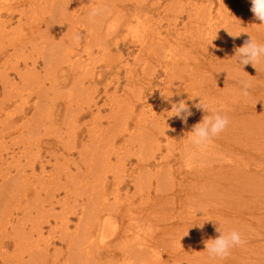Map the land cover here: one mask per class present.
Here are the masks:
<instances>
[{
    "label": "rangeland",
    "instance_id": "rangeland-1",
    "mask_svg": "<svg viewBox=\"0 0 264 264\" xmlns=\"http://www.w3.org/2000/svg\"><path fill=\"white\" fill-rule=\"evenodd\" d=\"M81 1L74 0L75 3L73 4L75 6L71 5L69 6L70 8H66L67 10L70 9L69 13L71 12L70 14H72L74 18L76 16H74L73 13L78 15L79 13L83 14L86 11L85 14L87 15V13L89 12L88 9H91L92 8L91 6H93L96 2V0H86V1L81 0ZM111 1L109 0V2ZM116 2H117L116 4L120 5L119 6V9L121 11L120 15L116 13L110 14L112 16L107 18V20L105 19L104 16L100 17L102 20H104V25L106 23L109 24L114 21H117V23H115L116 28H115V31L113 32L114 34L106 35V34H102L101 31H99L98 38L101 42H104V44L102 43L101 46L99 45L94 46L92 54L91 55L89 54L88 56L87 54H85V49L83 48L86 46V42H89L91 39L92 40L94 39V36L96 34L93 31V29H96L95 26L91 28L92 31H88V29L84 28L83 25L78 24L81 30L80 28H76L77 31H80L76 34H79L80 40L79 42L75 43L74 46L72 45L73 41L71 39L70 41L72 43L71 45H67L68 43L64 42V44L62 45L63 46L62 48L61 46L56 48L57 47L55 44L56 42L62 41V40L66 41L68 38H70V36L67 35L68 31H65V29H63V32L61 31L56 32V34H58V37H57L58 41H56L57 38L56 40L54 39L55 37L53 36H55L54 35L55 33L52 31L47 32L45 35L41 37L37 36V33H34V35H36L35 37L36 39L32 41L34 44L32 43L29 47V43H28L25 46V49H18V50L16 49L15 51L14 49L15 47L13 45H11L10 47V43L7 41V39L15 37L13 34L15 33L13 32V28L16 23L15 20L18 18V14H19L18 11L20 12V7L18 6L16 7L14 6V4H12L11 10H13V12L15 11L18 14L13 15V20L9 23L7 21H6L7 23L3 22L5 18L8 17V14L5 12L0 14V21L4 23L3 25L5 26V30L8 33L7 34L6 32L1 31L3 34V38H6V39L4 40L0 36L4 44L3 46L4 48L2 49L3 51H0V74H3V73L10 74L9 83L8 81H6L5 84H7V86H10V85L13 86L12 88H7V90H10L9 93L11 94V98H14L16 100L15 104L13 102L14 99L10 102L11 106H9L8 109H6L5 107V111L8 110L9 112L13 113V118H10L7 115H5L3 110L0 111V120H1L0 122L3 121L2 122L3 124L0 123V132H1L0 133V153H1L0 158L2 157V159H0V164L2 163L1 160L4 163L0 167V169L2 168L0 173L3 172L2 175L5 174L4 172H10L12 175L14 174L15 175L14 181L15 183H18V185L16 184V187H15V190L18 187L17 189L18 191L16 190V192H14L16 198L12 199L11 202L9 198L8 199L6 197L4 198L6 200L5 202L10 205H12L16 201L13 207L10 206V208L13 209V210L10 209L11 214L9 213V209L6 210L5 214H10V216H6L4 214L3 217L0 215V218L3 219L7 217L6 219H11V221L13 220V223H14L13 226H15L14 229L17 228V230H22V232L26 234L29 232L31 236L30 239H25L24 244L22 243L18 244L17 250L19 252H17L14 256H11V254L13 255L14 253L13 252L14 245L12 242L13 240L11 239L9 240V238L13 236V233L10 231L14 229L6 225V229L8 230V232L4 234H8L10 232L9 234L11 236L8 234L10 237L7 236L3 238L4 247H1V244H0V247H1L0 252H3L4 250L5 255L7 254V256L4 258L3 256L4 254L0 253V264H79V261H81V257H82V254L80 252L82 250V247L87 243L88 241L87 239L89 238L87 237L88 236L87 234L89 231L86 232L87 233L86 234L87 236H86L82 228L84 227L86 229V230L84 229L85 231H87L88 229L89 230L91 229L90 216L87 215L90 218V220L85 215H84V218L86 221L81 220V219L78 220L77 215L73 214L68 209H63L61 206H58L54 203L47 205V200L51 198V196L53 195L52 194V190H53L52 185H54L53 180L55 179L57 182L60 179V182H61L60 184H63L65 182L64 184H66L67 186L68 185L71 186L70 182L72 181L71 179L73 178L71 177L69 179V177L72 174L75 177L76 181L79 182L80 185H82L81 188L82 189L84 188L83 190H86V189L89 190V189L94 188V190H91L92 194L99 195L100 197V198L95 197L96 200L104 199V197H105V201L109 203L111 200L113 201L115 197L118 199L122 198L121 200L123 199L130 200V201L127 200L128 202H123L122 204H120L121 207H120L119 214L116 215V218L118 220V222L115 223V226L117 228V236L112 241L113 243L112 245L115 251L112 250L113 248H106V249L104 248L102 249L100 253H96L91 256L88 255L89 253L88 251V253L86 254L88 255V257L84 256L85 254L83 253L82 259H86L85 257H87L88 259L87 264H100V263L107 264V262L108 264L109 263L111 264L112 262L110 261L112 260H109V258L107 257H118V256L122 257L121 254H125L131 257V255L129 254L130 248L137 246L136 245L137 242H135L137 240L135 239H138L139 241L138 244L141 243L139 244V246L146 242L144 245H142V247L140 246V249H141L140 252H141V256L147 259V263H144L141 261L140 264H211V262L212 264H229L227 263L228 258H234L235 260H237L236 261L237 264H264V253H262V249L264 248V225H263L264 215L262 219L263 231L259 235L256 234V236H252L247 239L245 236H243L245 241L247 240L246 243L243 246L238 247L237 250H235V248L232 249L230 255L227 256L226 258L224 259L215 258L214 259V258H211L210 256L207 257L208 255L205 249V241L209 239H215L217 237L216 234L218 236L220 235L217 229L221 233L226 234L230 230H233L234 227H235L234 228L235 230L238 227L239 229L237 228V230L240 231L242 227L251 228L253 224H254L253 226L256 225V219H257L258 214L264 213V203L263 205L260 203V202H264V200L263 198L260 197L261 195H255V188H254V191L249 192V194L248 192L243 193L241 197H240L241 191L239 192L236 191V193L231 192V191H228L226 187L222 188L223 192L221 190L220 191L216 190V191H212V193H209L210 187L217 188L218 183L216 179L213 178L214 181L211 184H209V182L211 181L209 179L207 181L208 184L207 183L205 184V182L204 183L202 181L200 182V180L196 178V180L191 179L188 185L196 181L197 184H194V185L196 187L198 186V188L191 190L192 192L191 191L189 192L188 188L178 185L180 182V179L177 176H175V174L172 177V180L170 181L167 178L164 170L161 169L160 171H158L159 166L156 164L157 162L159 163V159H161L162 156L168 150H169V154L170 155L172 154L169 158L171 160L169 161L172 162L173 159L175 160L179 159V161L174 160V162H176L177 164L174 163L175 167L173 166V168H176L177 165H182V167L183 166L190 167L191 160L188 158V154L191 152H198V153L203 152V154H205V152H207V149H208V151L212 153L208 157L210 158L208 161H212L214 165L217 163H215L212 160V158H215L214 156H218L217 149L221 151L223 150L225 156L227 157L226 151L224 150V148H226L227 145H224V142L221 141V138L222 140H225L223 139L224 137H221L220 135L217 136L216 138H214L215 140L211 142L213 144H209L206 148L200 149L202 150L200 151L199 149H197L195 146H193L190 143V136H191L190 130H192L191 128L195 124L202 121L203 119L202 116L211 115L212 113H209V112H212V111L210 110L215 109L217 111L218 109V112L220 113L221 112L220 110L224 106L223 103H231L233 100L237 99L238 95H233L232 89L231 91L230 89H226V86L224 84L220 86L216 83H211V82L207 84L208 86L213 87L212 89L213 91L210 92L208 88L206 89V85L203 84L204 81L202 79L193 78V76H191L192 69H196L198 72H200L199 70H201L200 68L198 69V67L195 68L196 62H198V60H196L195 58L191 60L192 62L194 60L195 65L190 62L185 63L179 58L176 61H174L172 65L170 66H165L164 63L167 61L171 62L167 60L168 54H170V51L171 52L177 51V48H182L186 50L185 35L188 32L192 33V39L194 40V43L197 41L200 33L195 30L194 26H196V24L194 22L192 24L188 23L187 21L188 17L192 15V18L194 17L193 20L197 21L198 19H196V17L198 18V16H200L203 12L205 13L207 12V15L208 14L210 15V17H208V21H207L208 23H212L218 20L221 21L220 34H218L217 31L215 32V34L211 30H208V31L210 32V34L212 32L213 33L212 35L218 34L219 40L217 41L222 40V38L224 37L225 40L223 41H225L226 43L223 45L220 42L216 44H209L210 43L209 39H211L210 37H208V39L206 40L205 43L208 47L207 58H206L208 70L205 76H207L208 74L207 76L208 80H210L211 77H214L216 79L220 78L222 81L230 82V83H236L237 79H235V77L238 78V77L243 76V78H239L241 80H244L250 77V75L255 71L254 70L255 68L251 64L244 65V66H242L241 64H238L236 54L233 55V58H232V55L230 54L231 53L234 54V53L231 52L232 50H227L229 47H227L226 49L225 45H227V42L228 43L231 42V44H235L236 49H238L239 47L243 46L244 42L250 39V37L252 39L254 38V41L258 42V33L256 31L251 32L247 28L248 26L245 24V21L249 22L248 19L250 18L252 14V12L250 11L251 0H122V1L116 0ZM2 3L3 4H6V3H4L3 0L2 1L0 0V5L4 8V5H2ZM113 3H115V0H113L109 4H113ZM108 6L111 7V5H108ZM108 6H104V8L106 7L108 10V8H110ZM48 8H51V7H48ZM48 8H47V11L51 12V9H48ZM73 9H75V11ZM49 12L46 14L49 15L50 14ZM80 14L78 16H80ZM39 15H43V13ZM79 18L80 17H77L76 20H78ZM87 21L90 22V20H87ZM92 24L95 25V23L93 22ZM9 28H11L12 31H10ZM255 34L256 36L254 37ZM63 35L66 38H64ZM102 35H104L106 38L102 37ZM31 36L33 37L32 34ZM233 36L240 37L242 39V42L234 43ZM187 37L186 39H188ZM43 38L45 39L44 41H43ZM23 39H25V37H23ZM138 41H140V43ZM180 42H183L184 45L181 46ZM262 42L263 41H259V43H262ZM48 44L50 45L48 52L53 49L54 51L48 54L50 56H47L46 62H45L41 57L43 56L44 53H46V49L44 46H48ZM196 45L197 44H193L192 47H195ZM70 46H71V49H70ZM64 47L66 48L68 47V50L70 52V54L68 55L69 59H65L62 56H60L59 50L63 49ZM38 48L40 49V51ZM216 49H218L217 52H216ZM212 50L214 51L215 55L224 58L227 65H229L228 68H226V64L224 63H223L224 66L222 67H219V66L216 67L214 64H212L211 59H213V56H214V53H212ZM224 50L226 52H224ZM227 51H229L230 53ZM52 53H54L53 56L51 55ZM164 53H167V54H164ZM181 53L184 54V50L181 51ZM192 54H198V53L192 52ZM164 57H166L167 59ZM50 58L51 59L54 58V60L57 59L58 61L59 60L60 61L59 62L57 61L54 64L53 62L54 60L53 59L50 60ZM232 59L235 60L236 62H233V64H230L233 61ZM24 61L26 62L27 68H32L35 65L34 73H37L38 78L35 77V80L33 78H28L26 81L23 80L24 85L23 84L21 85V84H17L19 80L17 76L13 74L14 72L12 68L16 67V65L17 66L19 65V67L23 69ZM62 61L65 64L66 63L68 64L65 65L64 63H62L63 64L62 65L61 64ZM83 61L87 62V64H84L85 62ZM33 62H35V64L31 65ZM48 62L50 63L52 62V63L50 64ZM71 64H74V67L76 66L75 69L76 68L78 69L79 67V70H80L78 72L80 73L81 81L78 82V84L76 85L72 84L73 83L72 80L76 81V79L75 78L73 79V76H74L73 72L69 70V67L71 66ZM88 64L90 67L88 66ZM48 65L49 66L51 65L52 67H49ZM109 66H111V68ZM45 67H47L48 69ZM204 67H206V64ZM27 68H25L26 72H27ZM55 68L56 70H54ZM89 72L91 75H93L92 73L98 74L101 72L102 77L101 79L98 80V82L91 81L88 76ZM189 72H191L190 76L187 75ZM82 74H84V76ZM222 74L225 77L224 76L220 77L222 76ZM45 75H48V78ZM230 77L232 78L233 81L229 80ZM200 78H203V76L201 75ZM182 80H186L185 83H180V81ZM151 81L153 82L151 83ZM263 81H264V77H263ZM186 83L189 85L188 87L185 85ZM79 84L82 85V87L86 88L87 90L85 91V93L81 92V95H79L80 93ZM1 85L2 84L0 83V99L2 98ZM54 87H57L58 90ZM38 88L40 89V91L38 90ZM182 89H186V90L182 91ZM199 89L200 90L202 89V90L200 91ZM236 91L238 94H240V91L238 89H236ZM19 92L22 94H20ZM215 92H218V93H215ZM157 93H159L158 97L155 96ZM38 94L41 96H39ZM195 96L197 99L194 100ZM240 97H241V94H240ZM62 98L64 99V101ZM256 98H259V97H256ZM67 99H69L71 103ZM87 99L88 100L91 99L92 101L87 103L88 102ZM247 99L250 100V97H248ZM86 100L87 102H85ZM180 100L185 101V103L188 105L189 110L193 113L187 119L186 124L179 117L175 116L174 113L171 111L172 104L178 103ZM40 101L41 102L44 101V102L41 103ZM20 102H23V105L19 106L20 108L18 111L16 107H18L17 105ZM24 102L25 103L27 102V104H25ZM251 102L254 104L253 106L257 107V109L264 110V105H261V102H257L254 99H252ZM75 103H77V105ZM199 103L207 106V108L210 110L206 112L202 108L198 109L196 105H198ZM36 104L42 105L43 108L38 107V105ZM68 104L73 105L74 111H70L65 108ZM78 104L82 105V107L79 108ZM35 105H36L35 109L37 111L34 109ZM10 109H12L13 111H11ZM65 111H66V114H64ZM14 112L22 113L23 118H20L21 114L17 115V114H14ZM74 112H77L78 114ZM111 112L112 113L114 112V113L112 114ZM47 113L49 114V116H45ZM6 119L7 121H5ZM27 124H28V127H27ZM94 124H98V126H95ZM189 124L191 127L188 126ZM23 127L25 128L23 129ZM15 128H18L19 132L21 131L22 135L25 134L26 136H20L19 138H17L18 133L17 134L12 133L13 131H15ZM94 129L96 130V132H93ZM105 130H107V132ZM259 130L260 129L258 130L255 129L252 131V129H249V130L242 131V128H241L240 133L242 134L244 132L245 133H244V136L242 134L240 136H236L238 137V140H239L237 144L235 143L236 146L238 147V145L240 144L243 146V144L245 143L244 142L242 143V141L240 140H246L247 136L248 137L252 136L253 140L256 141L259 135L257 131ZM262 130L263 129H261V131ZM260 135L263 136L264 132L261 133ZM36 136L37 138H35ZM38 136L40 137V140H38L39 139ZM255 136H256V139H255ZM72 138L76 141L75 143L73 142L74 145H72L71 147L72 141H74ZM100 139L102 142L100 141ZM27 140H29V142ZM216 140H218L221 143H217L218 141ZM33 142L34 144H32ZM67 142H71V143H67ZM109 142L111 143L113 142L112 144H114L113 150H116L114 154L112 150H110L112 148L110 147L109 144L111 143ZM258 142H259V146H262V147L264 146V139H261ZM65 145H67L68 147H65ZM241 145H240V148H243L241 147ZM33 146H35L36 148ZM73 146H74V149H73ZM88 147L91 150H88L89 149ZM189 148L192 150H190ZM68 150L71 153H69ZM104 151L108 153H112L113 155L109 158L106 164H101L102 158L96 155L101 156L103 155L102 153H104ZM249 151L251 150H247V152ZM256 151L252 149V152L253 153L255 152L254 154H251V155L250 153L243 154L244 157L247 158L248 156L250 158V159H245V161L248 160L247 164L244 165V160L242 159L243 158L242 155H241L242 158H240L241 160L239 159V162L237 164L240 165L241 168L244 167L245 169H249V170L253 168L257 170L259 166H256V165H259L258 162L261 161L260 155L262 154L264 155L263 153L264 151H260V152H258L259 150H256ZM87 152L89 153L87 154ZM180 153H183V154H180ZM235 153L236 155L233 154L229 158L237 157L238 156L237 151H235ZM38 154H39V157H37ZM89 154H91V156H89ZM92 155L94 156L92 157ZM11 156H14V157H11ZM152 156L154 160L150 158ZM96 158H101V160L97 161ZM117 158L119 160H117ZM139 159H143V160L149 159L148 163L152 164V166H146V169H145L146 174L136 170L137 167H135V165L137 163V160ZM227 159L219 161V164L228 163ZM125 161L128 162V164L125 163ZM201 161H205V160L203 158H200L198 162H201ZM21 162H22V165L20 164ZM97 162L100 163V166L98 165ZM198 162L195 161V163H198ZM89 163H95V164L97 163V164L96 165L93 164L92 167H89L88 166ZM120 163H122L123 166ZM30 164H33L34 167ZM27 165L31 169L27 168ZM93 168L103 171L104 176L106 175L105 173H107L106 179L104 180L106 184L103 187L104 190L102 189L104 192H101L102 190L97 191L98 188L95 189V184H97L99 181H103V179H101L103 178L102 177L103 175H101V173H100L101 176L97 174L94 175L93 173L92 175L90 172H92L91 169L94 171ZM81 171L83 175L85 174L84 176L81 175L82 174ZM240 172L242 173V170H240ZM260 174H262V172L259 173V175ZM75 175L77 176V178ZM89 176H91L92 179ZM97 178H100V179L98 180ZM122 179L125 181L123 183L125 187L120 186V189L117 193L118 195H116L114 186H116L117 182L119 183V180H122ZM145 179H148L144 186L145 188H139L138 185L137 187H133L132 183H134V181L140 184L139 182H142ZM186 179L188 180V178ZM26 180L28 182L31 181V183L33 182V185H32V190H30L28 195L24 197L23 195L25 192L24 190L25 186L23 185H25V183L27 182ZM84 180H85V183H84ZM89 181L90 182L92 181V183H90ZM199 183L200 184L203 183V184L200 185ZM89 185H91L92 188ZM140 185L141 187H143L142 184ZM199 188L201 190H199ZM135 189L137 191H135ZM64 191H65L64 189L59 190L56 198H58V196L63 197ZM229 192L232 194L230 195ZM69 193H70L69 194L70 197L69 199L66 200V202L70 204H75V201H73L74 196L71 194V191ZM190 193L192 194V196ZM216 193H219V194H216ZM177 194L178 196L181 197V200L177 198L176 196ZM35 195L37 196L35 197ZM101 195L103 197H101ZM34 197L35 198L38 197V198L35 199ZM172 197L174 199H172ZM243 197H246V199ZM239 198H241V201H238ZM43 199L45 200V203ZM185 199L186 200L188 199L187 200L188 202L185 201ZM250 199H251V202H250ZM75 200H78L79 202H81V200L86 201L87 197L80 198L79 196ZM255 201L257 204L255 203ZM191 202L192 203L195 202V205L192 204ZM223 202L224 203L226 202V203L224 204ZM38 203L39 204L43 203L44 205H42L39 208ZM219 203H222V204H219ZM28 205L29 206L32 205L29 208V210L25 209V207ZM255 207L256 208L260 207L263 210L254 212ZM117 208L115 209V207H113L114 214L117 212ZM80 209H81V206H78V211H81ZM126 210H127V213H126ZM233 210H234V213H233ZM224 212L225 214H223ZM230 213H232L233 216ZM133 214L135 215V217L132 216ZM60 215H62V217ZM65 215L67 216L71 215L70 216L71 222L69 223L68 228L65 229L66 231L65 230L63 231V228L60 227L62 226L60 222L62 218L65 217ZM157 215H159L158 217L160 218L163 217V218L160 219L157 217ZM178 215L180 216V218ZM238 215L240 216L239 218H238ZM252 215H253V219L251 223L250 217H252ZM120 216H125L124 217L125 221L123 223L124 225L120 223V219H119ZM214 216L219 218L221 222L219 221L216 222V220L214 221L212 219ZM225 216H227L228 218ZM230 216H232V218ZM19 217H20V220H19ZM234 217L235 218L237 217V219H235ZM173 218L175 219L177 218V219L174 220ZM2 219L0 220L2 221ZM208 219L210 222L213 220L212 221L213 224L210 222H206V223L202 222V220L206 221ZM40 221H42V223H40ZM80 222H82L81 225H80ZM214 223L215 225L216 224L217 225L215 226ZM130 224H131V227H128V225ZM224 224H225V227H223ZM211 225L213 228L211 227ZM123 226L129 231V232L127 230H126L127 232L125 231V234L126 233L127 234H126V237H124L125 240L123 239V242L126 241V239H129L130 242L127 240L125 243H123L121 239L118 237L122 233V230H124ZM38 227L41 228L42 230L41 233L43 235L36 234ZM53 227H56V228H53ZM120 228L121 229L123 228V229L120 230ZM52 232H55V233H53L52 235ZM137 232L139 233V235ZM0 233H2L1 230H0ZM62 233L66 235L63 236L61 235ZM134 233L137 237L133 236ZM95 234L96 233L94 232V235ZM59 236H63L64 239L59 238ZM131 236H133V240L135 241L131 240L132 239ZM24 238H27V237H24ZM90 240L91 239L89 238V242H91ZM95 240L98 241V237H96ZM45 241L49 242L48 244L50 247L48 246L46 248L47 251L42 252L43 255L46 254V256H43L41 253H39V248L45 247L42 245V244H45L44 243ZM131 241L136 244L132 243L133 244L132 245ZM251 241H253L254 243ZM72 245L75 246V248ZM77 245H81V247ZM126 245L127 246L129 245V246L127 247ZM251 246L252 247L254 246L253 249L250 248ZM124 248L127 250H125ZM76 249L77 250L79 249V250L77 251ZM249 249L250 250L252 249L251 252L249 251ZM67 250H68V253H67ZM73 251L76 255L73 253ZM237 252L239 254H237ZM1 254L3 255L1 256ZM191 254L193 256H191ZM177 255L185 256V257H177L178 260H175V257ZM247 255L249 256L247 257ZM90 257H92L93 259ZM67 258L69 260H67ZM130 261L132 262V264H135L134 263L135 261H133L132 259H130ZM115 264H121V263L119 262Z\"/></svg>",
    "mask_w": 264,
    "mask_h": 264
},
{
    "label": "bare ground",
    "instance_id": "bare-ground-1",
    "mask_svg": "<svg viewBox=\"0 0 264 264\" xmlns=\"http://www.w3.org/2000/svg\"><path fill=\"white\" fill-rule=\"evenodd\" d=\"M2 1V0H1ZM4 1V3H6V4H3L2 3V5H4V8L0 5V14L1 13H3V12H5V13H7L8 14V17H6L5 18V20L3 21L4 23H9V22H11L12 20H13V15H15V14H18V18L15 20V26H14V28H13V32H15V33H13L14 34V36L15 37H13V38H9V39H7V41L10 43V47H11V45H13L15 48V51H16V49L18 50V49H25V46L29 43V47H30V45L33 43L32 41L33 40H35L36 38V35H34V33H37V36H43V35H45L47 32H49V31H52V32H54L55 34V36H53V37H55L54 39L56 40V38L58 37V34H56V32H59V31H61V32H63V29H65V31H68V36H70V38H68L66 41H58V38H57V40L56 41H58V42H56L55 44H56V48H58L59 46H61V48L63 47L62 45L64 44V42H67L68 44L67 45H71L72 43L70 42L71 41V39H72V41H73V46H74V44L75 43H77V41L75 40V36L77 35L76 33H78V32H80V31H77V29L76 28H80L79 26H78V24H80V25H83V27L84 28H86V29H88V31H92V27L93 26H95L96 27V29H93V31L95 32V36H94V39L92 40H90L89 42H86V46L83 48V49H85V54H87V56L90 54H92V52H93V47L94 46H96V45H99V46H101L102 45V43L104 44V42H101L100 40H99V38H98V33H99V31H101V33L102 34H106V35H110V34H114L113 32L115 31H112V32H109L107 29H108V25L109 24H112V23H106L105 25H104V20H102L100 17H98V19L97 18H95L94 20H90L89 19V16H88V13H87V15L85 14L86 13V11L81 15L80 13V16H78L77 14H75V13H73V15L74 16H76L75 18L72 16V14H70L69 13V10L70 9H66V8H70L69 6H75L73 3H75L74 2V0H38V1H36V0H3ZM10 1V2H9ZM81 1V0H80ZM86 1V0H85ZM111 1V0H110ZM113 1V0H112ZM111 1V2H112ZM122 1V0H121ZM81 2H83V1H81ZM103 2V3H102ZM111 2H109V0H101V1H99V0H96V2H95V4L93 5V6H91L92 8L93 7H96V6H108V5H111V7L110 6H108V7H110V8H108V10H107V13H106V15H104V17H105V19L107 20V18H109L110 16H112V15H110V14H113V13H116V14H119L120 15V9H119V4H116L117 2H116V0H115V3H113V4H109V3H111ZM80 3V2H79ZM143 3V2H142ZM12 4H14V6H18V7H20V12L18 11V13H16L15 11V13L13 12V10H11V8H12ZM85 4V3H84ZM88 4V3H87ZM91 5V4H90ZM48 7H51V8H48ZM47 8L48 9H51V12H49V11H47ZM76 8V7H75ZM86 8V7H85ZM84 8V9H85ZM90 8V7H89ZM106 8V7H105ZM121 8V7H120ZM140 8V7H139ZM79 9H81V8H79ZM82 9H83V7H82ZM88 9V8H87ZM107 9V8H106ZM74 11H75V9H73ZM77 10H78V8H77ZM88 10H90V9H88ZM74 11H72V12H74ZM84 11V10H83ZM50 13L49 15L48 14H46V13ZM80 12H81V10H80ZM43 13V15H39V14H42ZM134 13V12H133ZM191 14V13H190ZM83 15H85V16H83ZM77 17H80L78 20H76L77 19ZM103 17V18H104ZM208 17H210V15L208 14L207 15V12L205 13V12H203L200 16H198V18L196 17V19H198L197 21H195V20H193V18H192V15H190L189 17H188V19H187V21H188V23H190V24H192L193 22L196 24V26H194L195 27V30L197 31V32H199L200 33V35H199V37H198V39H197V41L194 43V40L192 39V33H187L186 31V35H185V45H186V50L185 49H182V48H177V51H170V54H168V59L166 58V57H164V58H166L167 60H169V61H171V62H165L164 64H165V66H170V65H172V63L174 62V61H176L178 58L179 59H181L183 62H185V63H193L194 65H195V62H194V60H193V62L191 61L192 59H196V60H198V62H196V66H195V68H197L198 67V69L200 68L201 70H199L200 72H198L196 69H192V75L191 76H193V78H199V79H202L204 82H203V84L204 85H206V89L208 88V90L211 92V91H213L212 89H213V87L212 86H208L207 84L209 83V82H211V83H216V84H218V85H222V84H224L225 86H226V89H230V91H231V89H232V94L233 95H238V97H237V99H235V100H233L231 103H223L224 104V106H223V108L220 110L221 112H220V114L221 115H226V116H228V118H229V120H230V124H229V126L227 127V129L224 131V132H222L221 134H220V136L221 137H224L223 139H225V140H222V138H221V141H223L224 142V145H227L226 146V148H224V150L226 151V155H227V157L225 156V154H224V151L222 150H219V149H217V152H218V156H214L215 158H212V160L215 162V163H217V164H215L214 165V163L212 162V161H208L210 158H208L212 153L210 152V151H208V149H207V152H205V154H203V152L201 153V152H191V153H189L188 154V158L191 160V164H190V167H185V166H183L182 167V165H177L176 166V168H173V166H174V163H176V162H174V160L175 159H173L172 160V162L171 161H169V160H171V159H169L170 158V156L172 155H170L169 154V150L168 151H166V153L162 156V158L161 159H159V163L157 162L156 164L159 166V168H158V171H160L161 169L162 170H164V172H165V174H166V176H167V178L171 181L172 180V177L174 176V174H175V176H177L179 179H180V182H179V186H184V187H186V188H188L189 189V192L191 191V190H194V189H196V188H198V186L196 187L194 184H197L196 183V181L195 182H193L192 184H190V185H188L189 184V182L191 181V179H194V180H196V178H198L199 180H200V182L202 181L203 183L205 182V184L207 183V181L210 179L211 181L209 182V184H211L213 181H214V179L213 178H215L216 179V181H217V183H218V185H217V188H215V187H210L209 188V193H212V191H216V190H221L222 192H223V190H222V188H225L226 187V189L228 190V191H231V192H235L236 193V191L237 192H239V191H241L240 193V197L243 195V193H245V192H248V194H249V192H252V191H254V188H255V195H261L260 197L261 198H263V200H264V155L262 154V155H260L261 156V158H260V162H258L259 163V165H256V166H259V168L256 170V169H251V170H249V169H245L244 167L243 168H241V166L240 165H238L237 163L239 162V159L240 158H242V156H243V154H247V153H250V155L251 154H254L253 152H252V149L253 150H259L258 152H260V151H264V146L262 147V146H259V142L258 141H260L261 139H264V135L262 136V135H260L261 133H263L264 131V110L263 109H257V107L256 106H253L254 104L251 102L252 101V99H254V100H256L257 102H261V105H264V81H263V77H264V60H262L258 65H256L255 66V71L250 75V77H248V78H246V79H244V80H241V79H239V78H243V76L242 77H235V79H237L236 80V83H230V82H224V81H222L220 78H214V77H209L210 78V80H208V74H207V76H205L206 75V73H207V70H208V67H207V51H208V47H207V45H206V40L208 39V37H210L211 39H209V44H216V43H218V42H220L222 45L223 44H225L226 42L225 41H223V40H225V38L223 37L222 38V40H220V41H217V40H219L218 39V34H220V32H221V29H220V27H221V21H215V22H212V23H208L207 21H208ZM112 18V17H111ZM126 19V18H125ZM87 20H90V22H91V24H90V22H88ZM7 21V22H6ZM125 21V20H124ZM128 21V20H127ZM199 21V22H198ZM248 21L249 22H247V21H245V24L248 26L247 28L251 31V32H257L258 33V43H259V41H263L262 43H264V26L263 25H259L260 23H262L261 21H259L258 19H256L255 17H254V14L252 13L251 14V16H250V18L248 19ZM92 22L93 23H95V25H93L92 24ZM103 22V23H102ZM115 23H117V21H114ZM4 23H2V21H0V36L3 38V34H2V32L1 31H3V32H6V30H5V26L3 25ZM126 25V24H125ZM190 26V25H189ZM213 26V27H212ZM82 27V28H83ZM116 28V27H115ZM10 29V31H12L11 30V28H9ZM76 29V30H75ZM80 30H81V28H80ZM208 30H211L214 34H215V32L217 31V33L218 34H216V35H212L213 33L211 32V34H210V32L208 31ZM10 31H8V32H10ZM189 31V30H188ZM119 32V31H118ZM190 32H191V30H190ZM205 32H206V34H205ZM7 33V32H6ZM22 33V34H21ZM91 33V32H90ZM175 33H176V31H175ZM8 34V33H7ZM10 34V33H9ZM31 34L33 35V37L31 36ZM53 34V33H52ZM63 34V33H62ZM61 34V35H62ZM70 34V35H69ZM93 34V33H92ZM194 34V33H193ZM66 35V34H65ZM64 36V35H63ZM88 36V35H87ZM188 36V37H187ZM256 36V34L254 35V37ZM8 37V36H7ZM23 37H25V39H23ZM51 37V36H50ZM102 37H104V38H106L104 35H102ZM186 37L188 38V39H186ZM63 38V37H62ZM64 38H66L65 36H64ZM179 38V37H178ZM4 40L6 39V38H3ZM48 39V38H47ZM53 39V40H54ZM45 39L43 38V41H44ZM54 40V41H55ZM98 40H99V42H98ZM253 40H254V38H253ZM38 41V40H37ZM42 41V40H41ZM48 41V40H47ZM47 41H45V42H47ZM104 41V40H103ZM108 41V40H107ZM106 41V42H107ZM111 41V40H110ZM233 41H234V43H236V42H242V39L240 38V37H237V36H235L234 38H233ZM35 42V41H34ZM139 43H140V41H138ZM184 42V41H183ZM183 42H180V45L181 46H183L184 45V43ZM23 43V44H22ZM39 43V42H38ZM43 43V42H42ZM50 43V42H49ZM52 43V42H51ZM34 44V43H33ZM53 44H54V42H53ZM66 44V43H65ZM193 44H197L195 47H192L193 46ZM208 44V45H209ZM231 42L230 43H228L227 42V45H225L226 46V49H227V47H229L227 50H232L231 52H233L234 54H230V55H232V58H233V55H235L236 54V45L235 44H231ZM106 45V44H105ZM4 46V44H3V41H2V39L0 38V51H3L2 49L4 48L3 47ZM37 46H38V44H37ZM43 46V45H42ZM66 46V45H65ZM110 46V45H109ZM212 46V45H211ZM210 46V47H211ZM219 46V45H218ZM221 46V45H220ZM225 46H223V47H225ZM7 47V46H6ZM45 47V49H46V53H44L43 54V56L41 57L45 62H46V58H47V56H50V55H48L50 52H52V51H54V49L53 50H51V51H49L48 52V50H49V47H50V45L48 44V46H44ZM102 47H104V46H102ZM106 47V46H105ZM146 47V46H145ZM209 47V48H210ZM54 48V47H53ZM109 48V47H108ZM144 48V47H143ZM162 48V47H161ZM12 49H13V47H12ZM39 49V48H38ZM70 49H71V46H70ZM111 49V48H110ZM222 49V48H221ZM10 50V49H9ZM31 50V49H30ZM105 50H107V49H105ZM164 50V49H163ZM184 50V54H182L181 53V51H183ZM217 50L218 49H216V52H217ZM22 51V50H21ZM39 51H40V49H39ZM108 51H109V49H108ZM196 51H198V52H196ZM37 52V51H36ZM43 52H45V51H43ZM57 52V51H56ZM83 52H84V50H83ZM162 52V51H161ZM192 52H195V53H198V54H192ZM224 52H226L225 50H224ZM227 52H229V51H227ZM59 53H60V56H62L63 58H65V59H69V54H70V52H69V50H68V47L66 48V47H64L63 49H60L59 50ZM107 53V52H106ZM163 53V52H162ZM168 53V52H167ZM167 53H164V54H167ZM212 53H214V51L212 50ZM230 53V52H229ZM15 54V53H14ZM53 54L54 53H52L51 55L53 56ZM186 54V55H185ZM221 54V53H220ZM227 54V53H226ZM40 55V54H39ZM38 55V56H39ZM158 55V54H157ZM212 55V54H211ZM228 55V54H227ZM60 56H58V57H60ZM142 56V55H141ZM167 56V55H166ZM7 57V56H6ZM61 57V58H62ZM229 57H231V56H229ZM62 58V59H63ZM87 58H89V57H87ZM86 58V59H87ZM90 58H91V56H90ZM237 58V57H236ZM4 59V58H3ZM53 60H54V58H52ZM51 58H50V60H52ZM77 59V58H76ZM8 60V59H7ZM23 60H25V59H23ZM37 60V59H36ZM93 60V59H92ZM233 60V59H232ZM4 61V60H3ZM49 61V60H48ZM58 60L57 59H55L53 62H54V64L57 62ZM60 61V60H59ZM58 61V62H59ZM74 61H75V59H74ZM79 61V60H78ZM77 61V62H78ZM211 61H212V64H214L216 67H222V66H224V64H226V68H228L229 67V65H227V63H226V61L224 60V58H222V57H220V56H217V55H215V53H214V56H213V59H211ZM6 62V61H5ZM66 62V61H65ZM83 62H85V61H83ZM92 62V61H91ZM233 62H236L235 60H233L230 64H233ZM48 63H50V62H48ZM52 63V62H51ZM50 63V64H51ZM62 63H64L63 61L61 62V64ZM95 63V62H94ZM224 63V64H223ZM238 63V62H237ZM18 64V63H17ZM35 64V62H33L31 65H34ZM65 64V63H64ZM66 64H68V63H66ZM65 64V65H66ZM84 64H87V62H85ZM205 64H206V67H204L205 66ZM239 64V63H238ZM4 65V64H3ZM63 65V64H62ZM235 65H236V63H235ZM2 66V65H1ZM11 66V65H10ZM23 69H21L20 67H19V65L17 66L16 65V67H13L12 68V70H13V74H15L16 76H17V78H18V80H19V82L17 83V84H23V80L24 81H26L28 78H33L34 80H35V77L36 78H38V75H37V73H34V66L32 67V68H27L26 66V62L24 61L23 62ZM46 66V65H45ZM49 66V65H48ZM56 66V65H55ZM61 66V65H60ZM70 66V65H69ZM88 66H89V64H88ZM111 66H113V65H111ZM111 66H109L110 68H111ZM31 67V66H30ZM49 67H52L51 65L49 66ZM76 67V66H75ZM75 67H74V64H71V66L69 67V70L71 71V72H73V79L75 78L76 79V81L75 80H72V84H78V82H80L81 81V76H80V73L78 72V71H80L79 70V67H78V69L76 68L75 69ZM85 67V66H84ZM90 67V66H89ZM96 67V66H95ZM2 68V67H1ZM25 68H27V72L25 71ZM45 68H47V67H45ZM54 68V67H53ZM3 69H5V68H3ZM48 69V68H47ZM81 69V68H80ZM23 70H24V72H23ZM51 70V69H50ZM54 70H56V68L54 69ZM54 70H53V72H54ZM84 70H86V69H84ZM95 70V69H94ZM10 71V70H9ZM45 71H46V69H45ZM44 71V72H45ZM88 71V70H87ZM11 72V71H10ZM50 72V71H49ZM52 72V71H51ZM56 72V71H55ZM85 72V71H84ZM92 72V71H91ZM102 72H104V71H102ZM113 72V71H112ZM154 72V71H153ZM3 73V72H2ZM88 73V72H87ZM257 73H258V75H257ZM47 74H49V73H47ZM53 74H55V73H53ZM89 74H90V72H89ZM88 74V76H89V79L91 80V81H95V82H98V80L99 79H101V77H102V74H101V72L100 73H98V74H94V73H92L93 75H89ZM190 74H191V72H189L187 75L188 76H190ZM10 74L9 73H6V74H0V83L2 84L1 85V92H2V98L0 99V111H2L3 110V112L5 113V115H7L8 117H10V118H13V113L12 112H9L8 110H6L5 111V107H6V109H8V107L9 106H11V101L14 99V98H11V94L9 93L10 92V90H7V88H12L13 86H7V84H5V82L6 81H8V83H9V80H10V76H9ZM40 75V74H39ZM83 76H84V74H82ZM135 75V74H134ZM203 76V78H200V76ZM25 76V77H24ZM45 76H47V78H48V75H45ZM132 76V75H131ZM204 76H205V78H204ZM224 75L222 74V76H220V77H223ZM225 77V76H224ZM63 78V77H62ZM97 80H96V79ZM50 79V78H49ZM198 79V80H199ZM13 80V79H12ZM38 80V79H37ZM119 80V79H118ZM229 80H231V81H233L232 80V78L230 77L229 78ZM14 81V80H13ZM116 81V80H115ZM185 81L186 80H182V81H180V83H185ZM241 81H247V82H249L250 83V85H251V87H250V89H249V95L247 96V97H243V96H241L240 97V94H238L237 93V91H236V89H238L239 91L241 90V88H240V86H241ZM50 82H52V81H50ZM50 82H49V84H50ZM61 82V81H60ZM153 81H151V83H152ZM194 82H195V80H194ZM13 83V82H12ZM15 83V82H14ZM53 83H55V82H53ZM119 83V82H118ZM199 83V82H198ZM16 84V83H15ZM14 84V85H15ZM16 84V85H17ZM175 84V83H174ZM191 84V83H190ZM24 85V84H23ZM35 85V84H34ZM42 85V84H41ZM54 85V84H53ZM187 87L189 86L187 83L185 84ZM198 85V84H197ZM196 85V86H197ZM184 86V85H183ZM191 86V85H190ZM219 86V87H220ZM231 86V87H230ZM24 87V86H23ZM38 87H39V85H38ZM177 87V86H176ZM182 87V86H181ZM193 87V86H192ZM46 88H48V87H46ZM45 88V89H46ZM54 88H56L57 89V87H54ZM174 88V87H173ZM179 88V87H178ZM175 89V88H174ZM28 90V89H27ZM38 90L40 91V89L38 88ZM47 90V89H46ZM53 90V89H52ZM58 90V89H57ZM176 90V89H175ZM183 90H186V89H182V91ZM190 90V89H189ZM200 90V89H199ZM198 90V91H199ZM202 90V89H201ZM200 90V91H201ZM207 90V91H208ZM20 91V90H19ZM32 91V90H31ZM79 91H80V93H79V95H81V92L82 93H85V91H87L86 90V88H84V87H82V85H80L79 84ZM188 91V90H187ZM228 91V90H227ZM229 91V92H230ZM21 92V91H20ZM19 92V93H20ZM24 92V91H23ZM28 92H30V91H28ZM37 92V91H36ZM174 92V91H173ZM226 92V91H225ZM14 93V92H13ZM33 93V92H32ZM56 93V92H55ZM141 93V92H140ZM175 93H176V91H175ZM194 93V92H193ZM215 93H218V92H215ZM231 93V92H230ZM10 94V95H9ZM20 94H22V93H20ZM24 94V93H23ZM42 94V93H41ZM91 94V93H90ZM191 94V93H190ZM15 95V94H14ZM13 95V96H14ZM39 95V94H38ZM43 95V94H42ZM62 95V94H61ZM73 95V94H72ZM197 95V94H196ZM201 95V94H200ZM199 95V96H200ZM228 95V94H227ZM16 96V95H15ZM27 96H29V95H27ZM39 96H41V95H39ZM86 96H87V94H86ZM156 97H158L159 96V93H157L156 95H155ZM202 96V95H201ZM17 97V96H16ZM37 97V96H36ZM49 97V96H48ZM90 97V96H89ZM88 97V98H89ZM248 97H250V100H248L247 98ZM256 97H259V98H256ZM31 98V97H30ZM40 98V97H39ZM45 98V97H44ZM43 98V99H44ZM47 98V97H46ZM202 98V97H201ZM207 98V97H206ZM24 99V98H23ZM60 99V98H59ZM63 99V98H62ZM195 99H197L196 98V96H195V98H194V100ZM225 99H226V97H225ZM26 100V99H25ZM50 100V99H49ZM67 100H69V99H67ZM80 100V99H79ZM88 100V99H87ZM87 100L85 101V102H87ZM110 100H111V98H110ZM229 100V99H228ZM63 101H64V99H63ZM62 101V102H63ZM92 100L91 99H89L88 100V102L87 103H89V102H91ZM213 101V100H212ZM227 101V100H226ZM14 104L16 103V100L14 99ZM37 102V101H36ZM41 102V101H40ZM42 102H44V101H42ZM41 102V103H42ZM69 102H70V100H69ZM77 102V101H76ZM84 102V101H83ZM82 102V103H83ZM25 103V102H24ZM33 103H35V102H33ZM71 103V102H70ZM208 103V102H207ZM4 106H3V105ZM25 104H27V102L25 103ZM32 104V103H31ZM39 104V103H38ZM38 104H36V105H38ZM45 104V103H44ZM76 105H77V103H75ZM111 104V103H110ZM220 104V103H219ZM222 104V105H223ZM226 104H228V105H226ZM6 105V106H5ZM21 105H23V102H20L17 106L18 107H16L17 109H18V111H19V106H21ZM36 105L34 106V109H35V107H36ZM89 105V104H88ZM88 105H86V106H88ZM208 105V104H207ZM221 105V106H222ZM14 106H16V105H14ZM78 106H79V108H81L82 107V105H79L78 104ZM38 107H42L43 108V106L42 105H38ZM100 107V106H99ZM110 107H112V106H110ZM209 107H210V105H209ZM42 108H41V110H42ZM67 110H70V111H74V107H73V105H67L66 107H65ZM114 108V107H113ZM54 109V108H53ZM199 109V108H198ZM11 111H13L12 109H10ZM36 110V109H35ZM46 110V109H45ZM51 110H52V108H51ZM80 110V109H79ZM201 110V109H200ZM210 110V109H209ZM37 111V110H36ZM35 111V112H36ZM82 111V110H81ZM115 111H116V109H115ZM197 111V110H196ZM202 111V110H201ZM211 111V110H210ZM217 111H218V109H217ZM23 112V111H22ZM47 112V111H46ZM193 112H195V111H193ZM74 113H76V114H78L77 112H74ZM74 113H72V114H74ZM83 113V112H82ZM112 113V112H111ZM114 113V112H113ZM112 113V114H113ZM198 113V112H197ZM204 113V112H203ZM209 113H212V112H209ZM14 114H21L20 115V118H23V115H22V113H18V112H14ZM48 114V113H47ZM45 115V116H49V114L48 115ZM51 114V113H50ZM64 114H66V111H65V113ZM75 114V115H76ZM170 114V113H169ZM207 114V113H206ZM36 115V114H35ZM39 115V114H38ZM99 115V114H98ZM110 115V114H109ZM173 115V114H172ZM51 116V115H50ZM73 116V115H72ZM205 116V115H204ZM204 116H202V117H204ZM193 117V116H192ZM198 117V116H197ZM196 117V118H197ZM43 118V117H42ZM47 118V117H46ZM45 118V119H46ZM189 118V117H188ZM195 118V119H196ZM29 120H31V119H29ZM49 120V119H48ZM200 120V119H199ZM1 121V120H0ZM5 121H7V119L5 120ZM28 121V120H27ZM3 122V121H2ZM2 122H0V123H2ZM29 122V121H28ZM31 122V121H30ZM97 122V121H96ZM196 122V121H195ZM195 122H194V124H195ZM52 123V122H51ZM98 123V122H97ZM3 124V123H2ZM21 124V123H20ZM126 124V123H125ZM23 125V124H22ZM32 125V124H31ZM34 125V124H33ZM37 125V124H36ZM38 125H40V124H38ZM43 125V124H42ZM71 125V124H70ZM95 126H98V124H94ZM16 126V125H15ZM35 126V125H34ZM100 126V125H99ZM184 126V125H183ZM186 126V125H185ZM188 126H190V124L188 125ZM7 127V126H6ZM22 127V126H21ZM26 127V126H25ZM25 127H23V129L25 128ZM27 127H28V124H27ZM32 127V126H31ZM42 127V126H41ZM191 127V126H190ZM5 128V127H4ZM11 128V127H10ZM96 128V127H95ZM97 128H99V127H97ZM108 128V127H107ZM110 128H111V126H110ZM125 128V127H124ZM242 128V131H244V130H249V129H252V131L253 130H255V129H260L259 131H261V129H263L261 132H259V131H257V133L259 134L258 135V138H257V140L256 141H254L253 140V137L251 136V137H248L247 136V139L246 140H240V141H242V143L244 142L245 144H243V146L241 145V147H243V148H240V145H238V147L236 146V144L239 142V140H238V137H236V136H240L242 133H240V129ZM3 129V128H2ZM49 129V128H48ZM104 129H106V128H104ZM192 129V128H191ZM28 130V129H27ZM95 130V129H94ZM93 130V132H96V130L94 131ZM102 130H103V128H102ZM235 130H237V131H235ZM6 131V130H5ZM24 131V130H23ZM52 131V130H51ZM75 131V130H74ZM106 132H107V130H105ZM191 131V130H190ZM102 132V131H101ZM1 133V132H0ZM2 133H4V132H2ZM12 133H18V137L17 138H19L20 136H26L25 134H23L22 135V132L20 131L19 132V129L18 128H15V131H13ZM245 133V132H244ZM244 133L242 134L243 136H244ZM21 134V135H20ZM30 134V133H29ZM38 134V133H37ZM54 134V133H53ZM4 135V134H3ZM36 135V134H35ZM255 135V134H254ZM46 136V135H45ZM29 137H30V135H29ZM39 137V136H38ZM13 138V137H12ZM27 138V137H26ZM34 138V137H33ZM35 138H37V136L35 137ZM45 138V137H44ZM59 138V137H58ZM74 138V137H73ZM72 138V139H73ZM32 139V138H31ZM69 139V138H68ZM76 139V138H75ZM240 139V138H239ZM255 139H256V136H255ZM33 140H35V139H33ZM38 140H40V137H39V139ZM60 140V139H59ZM74 140V139H73ZM215 140V139H214ZM238 140V141H237ZM12 141V140H11ZM28 142H29V140H27ZM75 141L76 140H74V141H72V144H71V147H72V145H74L73 144V142L75 143ZM100 141H101V139H100ZM216 141H218V140H216ZM27 142V143H28ZM31 142V141H30ZM35 142H37V141H35ZM66 142V141H65ZM102 142V141H101ZM50 143V142H49ZM64 143V142H63ZM67 143H71V142H67ZM100 143V142H99ZM109 143H111V142H109ZM108 143V144H109ZM113 143V142H112ZM111 143V144H112ZM217 143H221V142H217ZM236 143V144H235ZM261 143H262V141H261ZM12 144V143H11ZM26 144V143H25ZM24 144V145H25ZM32 144H34V142L32 143ZM52 144V143H51ZM95 144V143H94ZM102 144V143H101ZM111 144H109L110 145V147L112 148V149H110V150H112V152H113V154L116 152V150H113L114 148H113V146H114V144H112V146H111ZM210 144H213V143H210ZM235 144V145H234ZM22 145V144H21ZM29 145V144H28ZM223 145V146H224ZM262 145V144H261ZM70 146V145H69ZM173 146V145H172ZM184 146V145H183ZM188 146V145H187ZM222 146V147H223ZM30 147H32V146H30ZM33 147H35V146H33ZM65 147H68L67 145H65ZM76 147V146H75ZM191 147V146H190ZM218 147V146H217ZM36 148V147H35ZM38 148V147H37ZM83 148V147H82ZM89 148V147H88ZM187 148V147H186ZM195 148V147H194ZM209 148V147H208ZM219 148V147H218ZM6 149V148H5ZM73 149H74V146H73ZM190 149V148H189ZM7 150H8V148H7ZM81 150H83V149H81ZM86 150V149H85ZM88 150H91L90 148L88 149ZM95 150V149H94ZM180 150V149H179ZM190 150H192V149H190ZM189 150V151H190ZM195 150V149H194ZM200 150V149H199ZM212 150V149H211ZM247 150H251V151H249V152H247ZM33 151V150H32ZM69 151V150H68ZM87 151V150H86ZM98 151V150H97ZM108 151V150H107ZM172 151H174V150H172ZM178 151V150H177ZM197 151V150H196ZM200 151H202V150H200ZM235 151H237V154H238V158L237 157H234V158H229L230 156H232L233 154H235L236 155V153H235ZM26 152V151H25ZM41 152V151H40ZM100 152H102V151H100ZM179 152V151H178ZM231 152V153H230ZM233 152V153H232ZM257 152V151H256ZM18 153V152H17ZM69 153H71L70 151H69ZM73 153V152H72ZM75 153V152H74ZM89 152H87V154H88ZM91 153V152H90ZM187 153V152H186ZM223 153V154H222ZM264 153V152H263ZM1 154V153H0ZM25 154V153H24ZM35 154V153H34ZM93 154V153H92ZM96 154V153H95ZM103 155H101V156H99V155H96V156H98V157H101L102 158V162H101V164H106L107 163V161L109 160V158L113 155L112 153H108V152H106V151H104V153H102ZM180 154H183V153H180ZM185 154V153H184ZM15 155V154H14ZM26 155V154H25ZM28 155H29V153H28ZM77 155V154H76ZM242 155V156H241ZM249 155V156H250ZM31 156V155H30ZM89 156H91V154H89ZM94 155H92V157H93ZM206 156V157H205ZM11 157H14V156H11ZM37 157H39V154H38V156ZM88 157V156H87ZM173 157V156H172ZM251 157V156H250ZM259 157V156H258ZM57 158V157H56ZM67 158V157H66ZM101 158H96L97 159V161L98 160H101ZM151 159H153V156L152 157H150ZM200 158H203L205 161H201V162H198V160L200 159ZM228 158V159H227ZM0 159H2V157L0 158ZM14 159H16V158H14ZM38 159V158H37ZM81 159V158H80ZM150 159V160H151ZM198 159V160H197ZM227 159V162L228 163H226V164H224V163H221V164H219V161H221V160H226ZM243 160H244V165L245 164H247V162H248V160H246L245 161V159H250L248 156H247V158L246 157H244L243 156V158H242ZM68 160V159H67ZM117 160H119L118 158H117ZM148 160L149 159H146V160H143V159H139V160H137V163H136V165H135V167H137L136 168V170H138V171H140V172H143V173H145L146 174V166H152V164H149L148 163ZM154 160V159H153ZM158 160V159H157ZM187 160V159H186ZM241 160V159H240ZM27 161V160H26ZM25 161V162H26ZM71 161V160H70ZM91 161V160H90ZM175 161H179V159L178 160H175ZM195 161L196 162H198V163H195ZM1 164H0V167L4 164L3 163V161L1 160ZM28 162V161H27ZM59 162V161H58ZM64 162V161H63ZM62 162V163H63ZM256 162V161H255ZM254 162V163H255ZM68 163V162H67ZM98 163V162H97ZM96 163V164H97ZM125 163H127L128 164V162H126L125 161ZM194 165H193V164ZM242 163V162H241ZM240 163V164H241ZM21 165H22V162L20 163ZM34 164V163H33ZM33 164H30V165H32L33 167H34V165ZM71 164H72V162H71ZM76 164V163H75ZM93 164L94 165H96L95 163H89L88 164V166L89 167H92L93 166ZM121 165H122V163H120ZM177 164V163H176ZM7 165V164H6ZM21 165H19V166H21ZM98 165L100 166V163H98ZM108 165V164H107ZM253 165V164H252ZM14 166H16V165H14ZM31 166V167H32ZM123 166V165H122ZM249 166H251V165H249ZM248 166V167H249ZM42 167V166H41ZM76 167V166H75ZM80 167V166H79ZM175 167V166H174ZM185 167V168H184ZM4 168V167H3ZM25 168V167H24ZM27 168H29V169H31L28 165H27ZM26 168V169H27ZM251 168V167H250ZM13 169V168H12ZM78 169V168H77ZM80 169V168H79ZM94 169V171L91 169V171L92 172H90L91 174L93 173L94 175L95 174H97V175H100V173H101V175H103L102 177L103 178H101V179H103V181H97L98 183L97 184H95V189H97L98 188V190L97 191H101L102 189L104 190V185L106 184L105 182H104V180L106 179V175H107V173H105L106 175L104 176V174H103V171H101V170H99V169H95V168H93ZM2 170V168L0 169V171ZM21 170V169H20ZM23 170V169H22ZM33 170V169H32ZM240 170H242V173L240 172ZM7 171V170H6ZM9 171V170H8ZM80 171V170H79ZM106 171V170H105ZM104 171V172H105ZM85 172V171H84ZM110 172V171H109ZM262 172V174H260L259 175V173H261ZM2 173L3 172H1L0 173V195H1V197H0V215L3 217L4 216V214L6 213V210L7 209H9V213L11 214V211H10V209L11 210H13L12 208H10V206H14L15 205V202L12 204V205H10V204H8V203H6L5 201V197L8 199L9 198V200H10V202H11V200L12 199H14V198H16L15 197V194H14V192H16V190L18 189V187H17V189L15 190V187H16V184L18 185V183H15V181H14V179H15V175L13 174H11L10 172H4L5 174L4 175H2ZM25 173V172H24ZM23 173V174H24ZM52 173V172H51ZM81 173H82V171H81ZM86 173V172H85ZM18 174V173H17ZM20 174H22V173H20ZM69 174V173H68ZM72 174V173H71ZM92 174V175H93ZM25 175V174H24ZM50 175V174H49ZM80 175V174H79ZM81 175H83V173L81 174ZM85 175V174H84ZM83 175V176H84ZM100 175V176H101ZM58 176V175H57ZM69 176V175H68ZM76 176V175H75ZM214 176V177H213ZM27 177V176H26ZM37 177H39V176H37ZM37 177H36V179H37ZM41 177V176H40ZM43 177V176H42ZM73 178V179H71V180H69V181H71L70 183H71V186H67L66 184H60L61 182H60V179L56 182V180L54 179L53 181H54V185H52L53 186V190H52V196H51V198H49L48 200H47V205H49V204H52V203H54V204H56V205H58V206H61L63 209H68L69 211H71L73 214H76L77 215V217H78V220H84V221H86L85 220V218H84V215L85 216H87V215H89L90 216V218H91V222H90V227H91V229L89 230H87V231H85L86 229L83 227H80V228H82L83 229V231H84V233H85V235L87 234L86 232H88V236L87 237H89L91 240V242H89V238L87 239L88 241H87V243L83 246V247H85V248H83L82 247V250H81V254H82V257H83V253L85 254L84 256H87L88 257V255L89 256H91V255H94V254H96V253H100L101 251H102V249H106V248H113L112 250H114L115 251V249H114V247H113V243H112V241L116 238V236H117V228H116V226H115V223L116 222H118V220H117V218H116V215L117 214H119V211H120V207H121V205L120 204H122L123 202H128L127 200H129V199H123V200H121V199H118V198H114V200L112 201H110V203L109 202H107V201H105V197H104V199H98V200H96L95 199V197H99V195H94V194H92V191L91 190H94V188L93 189H89V190H83L82 188H81V186L82 185H80L79 184V182H77L76 181V179H75V177L73 176V174L72 175H70V177H69V179L70 178ZM86 177V176H85ZM90 178H91V176H89ZM94 177V176H93ZM97 177V176H96ZM188 178V180L186 179V178ZM17 178V177H16ZM33 178V177H32ZM34 178H35V176H34ZM52 178V177H51ZM50 178V179H51ZM76 178H77V176H76ZM95 178V177H94ZM93 178V179H94ZM21 179V178H20ZM57 179V178H56ZM78 179H80V178H78ZM92 179V178H91ZM98 180L100 179V178H97ZM178 179V180H179ZM24 180V179H23ZM49 180V179H48ZM148 179H145L144 181H142V182H139L140 184H142L143 185V187H141V185L140 184H138L136 181H134V183H132L133 184V187H137V185H138V187L139 188H145L144 186H145V184H146V181H147ZM25 181V180H24ZM27 181V180H26ZM90 182V181H89ZM88 182V183H89ZM125 181L122 179V180H119V183L117 182V184H116V186H114V189H115V193H116V195H118L117 193H118V191H119V189H120V186H124L125 187V185L123 184ZM183 182H184V184H183ZM21 183H23V182H21ZM50 183H52V182H50ZM67 183V182H66ZM84 183H85V180H84ZM90 183H92V181L90 182ZM104 183V184H103ZM202 183V184H203ZM87 184V183H86ZM200 184V183H199ZM202 184H200V185H202ZM208 184V183H207ZM225 184H227V185H225ZM20 185V184H19ZM32 185H33V182L31 183V181H27L26 183H25V185H23V186H25L24 187V190H25V192H24V197L25 196H27L28 195V193H29V191L30 190H32ZM225 185V186H224ZM84 186V185H83ZM91 188H92V186L91 185H89ZM97 186V187H96ZM224 186V187H223ZM22 187V186H21ZM56 187V188H55ZM89 187V188H90ZM55 188V189H54ZM99 188H100V190H99ZM61 189H64L65 191H64V195H63V197H60V196H58V198H56L57 197V195H58V192H59V190H61ZM137 189V188H136ZM135 189V191H137ZM21 190V189H20ZM49 190H51V189H49ZM101 191V192H104V191ZM167 190V189H166ZM187 190V189H186ZM185 190V191H186ZM199 190H201L200 188H199ZM226 190V191H227ZM18 191V190H17ZM71 191V194L74 196V200L73 201H75V204H70V203H68V202H66V200L67 199H69V192ZM89 191V192H88ZM128 191V190H127ZM225 191V192H226ZM243 191V192H242ZM82 192V193H81ZM163 192H165V191H163ZM188 192V193H189ZM192 192V191H191ZM23 193V192H22ZM51 193V192H50ZM230 193V192H229ZM191 194V193H190ZM216 194H219V193H216ZM232 193H230V195H231ZM229 195V196H230ZM18 196H19V194H18ZM22 196V195H21ZM37 195H35V197H36ZM50 196V195H49ZM72 196V197H73ZM80 196V198L82 197V198H85V197H87V200L86 201H82L81 200V202H79L78 200H75L77 197H79ZM177 196V198H179L180 200H181V197L180 196H178V194L176 195ZM191 196H192V194H191ZM195 196V195H194ZM210 196V195H209ZM212 196V195H211ZM219 196H221V195H219ZM34 197V198H35ZM101 197H103L102 195H101ZM119 197H120V195H119ZM188 197H189V195H188ZM187 197V198H188ZM216 197H218V196H216ZM215 197V198H216ZM239 197V196H238ZM259 197V198H260ZM38 198V197H37ZM37 198H35V199H37ZM100 198V197H99ZM176 198V197H175ZM186 198V197H185ZM194 198H196V197H194ZM228 198H230V197H228ZM243 198H245L246 199V197H243ZM71 199V198H70ZM172 199H174L173 197H172ZM183 199H184V197H183ZM220 199V198H219ZM232 199V198H231ZM258 199V198H257ZM8 200V201H9ZM19 200V199H18ZM44 200V199H43ZM188 200V199H187ZM186 199H185V201H187ZM191 200H192V198H191ZM193 200H195V199H193ZM226 200V199H225ZM23 201V200H22ZM37 201V200H36ZM41 201V200H40ZM130 201V200H129ZM220 201V200H219ZM218 201V202H219ZM232 201V200H231ZM234 201V200H233ZM237 201V200H236ZM238 201H241V198H239L238 199ZM245 201V200H244ZM21 202V201H20ZM188 202V201H187ZM189 202H190V200H189ZM221 202V201H220ZM250 202H251V199H250ZM249 202V203H250ZM30 203V202H29ZM44 203H45V200H44ZM109 203V204H108ZM192 203V202H191ZM217 203V202H216ZM224 203V202H223ZM226 203V202H225ZM224 203V204H225ZM228 203H229V201H228ZM233 203V202H232ZM237 203V202H236ZM255 203H256V201H255ZM262 205H263V203L264 202H260ZM20 204V203H19ZM39 204V203H38ZM37 204V205H38ZM192 204H194L195 205V202H193ZM219 204H222V203H219ZM240 204V203H239ZM251 204H253V203H251ZM257 204V203H256ZM24 205V204H23ZM30 205V204H29ZM26 206L25 207V209H28L29 210V208L32 206ZM42 205H44L43 203L42 204H39V208L42 206ZM130 205V204H129ZM218 205V204H217ZM238 205V204H237ZM242 205V204H241ZM247 205V204H246ZM78 206H81V211H78ZM163 206V205H162ZM219 206V205H218ZM249 206V205H248ZM20 207V206H19ZM35 207V206H34ZM113 207H115V209L117 208V212L114 214V209H113ZM221 207V206H220ZM224 207V206H223ZM231 207H232V205H231ZM15 208V207H14ZM36 208V207H35ZM37 208H38V206H37ZM163 208V207H162ZM226 208V207H225ZM236 208V207H235ZM248 208V207H247ZM133 209H134V207H133ZM238 209V208H237ZM161 210V209H160ZM215 210V209H214ZM217 210V209H216ZM229 210V209H228ZM239 210V209H238ZM263 209H261L260 207L259 208H256L255 207V211L254 212H258V211H262ZM17 211V210H16ZM60 211V210H59ZM63 211V210H62ZM124 211V210H123ZM240 211V210H239ZM238 211V212H239ZM247 211V210H246ZM32 212V211H31ZM37 212V211H36ZM81 212V213H80ZM235 212H237V211H235ZM241 212V211H240ZM126 213H127V210H126ZM216 213H218V212H216ZM233 213H234V210H233ZM242 213V212H241ZM261 213V212H260ZM10 214H5L6 216H10ZM211 214V213H210ZM213 214V213H212ZM223 214H225V212L223 213ZM230 214H232V213H230ZM236 214V213H235ZM234 214V215H235ZM81 215V216H80ZM160 215V214H159ZM159 215H157V217L159 216ZM164 215H165V213H164ZM163 215V216H164ZM208 215V214H207ZM228 215H229V213H228ZM248 215V214H247ZM263 215H264V213H261V214H258V216H257V219H256V225L255 226H253L252 225V227L250 228H243L242 227V229L240 230V232L242 233V235L243 236H245L246 237V239L247 238H249V237H252V236H256V234L257 235H259L262 231H263V229H262V224H263V222H262V219H263ZM59 216V215H58ZM61 217H62V215H60ZM71 216V215H70ZM70 216H67V215H65V217L64 218H62V220H61V225L62 226H60V227H62L63 228V231L65 230V229H67L68 228V225H69V223L71 222V220H70ZM133 217H135V215L133 214L132 215ZM174 216V215H173ZM173 216H171V217H173ZM179 216V215H178ZM205 216V215H204ZM216 216H217V214H216ZM232 216H233V214H232ZM232 216H230L231 218H232ZM124 217L125 216H120V223L121 224H123L124 223V221H125V219H124ZM176 217V216H175ZM209 217V216H208ZM225 217H227V216H225ZM240 216L238 215V218H239ZM7 218V217H6ZM6 218H0V219H2V221L0 220V230L2 231V233H0V244H1V247H4V241H3V238H5V237H7V236H9L10 234V232H12L13 233V236H9L10 238H9V240L11 239V240H13L12 242H13V255L11 254V256H14L17 252H19L18 250H17V248H18V244H20V243H22V244H24V242H25V239H30L31 238V236H30V234H29V232L26 234V233H23L22 232V230H17V228L16 229H14V227L15 226H13V220L11 221V219H6ZM58 218V217H57ZM87 218H89L88 216H87ZM90 218H89V220H90ZM158 218H160V217H158ZM163 218V217H162ZM162 218H160V219H162ZM165 218V217H164ZM179 218H180V216H179ZM206 218V217H205ZM220 218H222V217H220ZM228 218V217H227ZM235 218V217H234ZM74 219V218H73ZM172 219V218H171ZM174 220H176L175 218H173ZM207 219V218H206ZM210 219V218H209ZM209 219L208 220H202V222H210L209 221ZM214 221L216 220V222L217 221H219V222H221L220 221V219L219 218H217V217H213L212 218ZM226 219V218H225ZM235 219H237V217L235 218ZM241 219H242V217H241ZM240 219V220H241ZM252 219H253V215H252V217H250V222L252 223ZM19 220H20V217H19ZM212 220V221H213ZM222 220V219H221ZM245 220V219H244ZM88 221V220H87ZM162 221V220H161ZM188 221V220H187ZM212 221L210 222V223H212ZM234 221V220H233ZM186 222V221H185ZM184 222V223H185ZM223 222V221H222ZM225 222V221H224ZM230 222V221H229ZM240 222V221H239ZM40 223H42V221H40ZM57 223V222H56ZM158 223H160V222H158ZM34 224V223H33ZM82 224V222H80V225ZM213 224V223H212ZM221 224H223V223H221ZM226 224V223H225ZM225 224L223 225V227H225ZM230 224H232V223H230ZM247 224V223H246ZM6 225H8L9 227H11L12 229H14V230H12V229H10V230H12V231H10L8 234H4V233H7L8 232V230L6 229ZM40 225V224H39ZM54 225V224H53ZM124 225V224H123ZM158 225V224H157ZM214 225H215V223H214ZM217 225V224H216ZM215 225V226H216ZM242 225V224H241ZM264 225V224H263ZM8 226H7V228H8ZM23 226H24V224H23ZM55 226V225H54ZM59 226V225H58ZM78 226V225H77ZM227 226V225H226ZM118 227H119V225H118ZM121 227V226H120ZM128 227H131V224L130 225H128ZM208 227V226H207ZM211 227H212V225H211ZM221 227V226H220ZM33 228H34V226H33ZM36 228V227H35ZM53 228H56V227H53ZM53 228H52V230H53ZM73 228H74V226H73ZM75 228H76V226H75ZM124 228V230H122ZM123 228L121 229L120 228V230H122V233L118 236L120 239H121V241L123 242V239H124V237H126V234H125V231L127 230L124 226H123ZM195 228V227H194ZM213 228V227H212ZM235 228V227H234ZM233 228V229H234ZM238 228V227H237ZM237 228H236V230H237ZM19 229V228H18ZM58 229V228H57ZM85 229V230H84ZM224 229V228H223ZM229 229V228H228ZM239 229V228H238ZM7 230V231H6ZM33 230V229H32ZM69 230V229H68ZM76 230V229H75ZM119 230V231H120ZM133 230V229H132ZM137 230V229H136ZM213 230V229H212ZM215 230V229H214ZM36 231V230H35ZM41 228L40 227H38L37 228V231H36V234L37 235H41L42 233H41ZM54 231H56V230H54ZM66 231V230H65ZM128 231V230H127ZM126 231V232H127ZM210 231V230H209ZM216 231V230H215ZM223 231V230H222ZM34 232V231H33ZM76 232V231H75ZM94 232L96 233L95 235H94ZM129 232V231H128ZM131 232V231H130ZM224 232V231H223ZM51 233V232H50ZM53 233H55V232H52V235H53ZM138 233V232H137ZM131 234H133V233H131ZM213 234V233H212ZM255 234V235H254ZM43 235V234H42ZM61 235H63V236H65L66 234H64V233H62ZM77 235V234H76ZM138 235H139V233H138ZM63 236H59V238H63ZM98 237V241H96L95 240V238L96 237ZM129 236V235H128ZM134 237H137L136 235H135V233H134V235H133ZM133 236H131L132 237V239L131 240H133ZM216 236L218 237V235L216 234ZM215 236V237H216ZM24 237H27V238H24ZM29 237V238H28ZM41 237V236H40ZM40 237H39V239H40ZM51 237V236H50ZM72 237V236H71ZM79 237V236H78ZM130 237V236H129ZM44 238H46V237H44ZM53 238H54V236H53ZM80 238V237H79ZM82 238H83V236H82ZM139 238V237H138ZM261 238V237H260ZM43 239V238H42ZM47 239H48V237H47ZM64 239V238H63ZM254 239V238H253ZM45 240V239H44ZM51 240V239H50ZM53 240V239H52ZM57 240V239H56ZM77 240H78V238H77ZM95 240V241H94ZM117 240V239H116ZM125 240V239H124ZM129 241V239H126V241ZM135 240H137V241H135ZM135 240H133V241H135V242H137V244L136 243H134V242H132L131 241V244L132 243H134V244H136L137 246L135 247H133V248H130V255H131V257H129L128 255H125V254H121L122 255V257H107V258H109V260H112V261H110V262H112V263H121V264H132V262L130 261V259H132L133 261H135L134 263L136 264H140V262L142 261V262H144V263H147V259H145V257H142L141 256V252H140V246L142 247V245H144L145 243L144 242H142V243H144V244H142V245H140L139 246V244H141V243H139L138 244V239H135ZM139 240H141V239H139ZM143 240V239H142ZM59 241H60V239H59ZM63 241V240H62ZM86 241V240H85ZM126 241H124L123 243H125ZM247 241V240H246ZM6 242V241H5ZM84 242V241H83ZM130 242V241H129ZM251 242H253V241H251ZM45 244H42L43 246H45L44 248H39V253H41L42 254V252L43 251H47V247L49 246V242L48 241H45L44 242ZM75 243H77V242H75ZM122 243V244H123ZM249 243V242H248ZM254 243V242H253ZM73 244H74V242H73ZM80 244V243H79ZM82 244V243H81ZM10 245V244H9ZM41 245V246H42ZM52 245H54V244H52ZM133 245V244H132ZM204 245V244H203ZM42 246V247H43ZM73 246V245H72ZM77 246H80L81 247V245H77ZM121 246V245H120ZM127 246V245H126ZM129 246V245H128ZM127 246V247H128ZM1 247H0V249H1ZM50 247V246H49ZM74 248H75V246H73ZM79 247V248H80ZM127 247H125V248H127ZM206 247V246H205ZM247 247H249V246H247ZM254 247V246H253ZM253 247L251 246L250 248H252L253 249ZM119 248H121V247H119ZM119 248H117V249H119ZM124 248V249H125ZM199 248V247H198ZM237 248L238 247H236L235 248V250H237ZM59 249V248H58ZM62 249V248H61ZM81 249V248H80ZM123 249V248H122ZM121 249V250H122ZM143 249V248H142ZM248 249V248H247ZM251 249V250H252ZM77 250V249H76ZM79 250V249H78ZM77 250V251H78ZM125 250H127V249H125ZM129 250V249H128ZM251 250L249 249V251L251 252ZM257 250V249H256ZM88 251H89V253H88ZM124 251V250H123ZM200 251V250H199ZM254 251V250H253ZM198 252V251H197ZM204 252V251H203ZM259 252V251H258ZM0 253H3V254H1V256L3 255L4 256V258L7 256V254L5 255V252H4V250H3V252H0ZM46 253V252H45ZM59 253V252H58ZM67 253H68V250H67ZM71 253V252H70ZM69 253V254H70ZM73 253H74V251H73ZM88 253V255H86ZM191 253V252H190ZM194 253H196V252H194ZM206 253V252H205ZM262 253H264V248L262 249ZM48 254V253H47ZM75 254V253H74ZM198 254V253H197ZM237 254H239L238 252H237ZM250 254V253H249ZM258 254V253H257ZM43 255V254H42ZM66 255V254H65ZM72 255V254H71ZM76 255V254H75ZM181 255V254H180ZM180 255H177L176 257H175V260H178L177 259V257H185V256H180ZM189 255V254H188ZM187 255V256H188ZM207 255H208V252H207ZM235 255V254H234ZM252 255V254H251ZM250 255V256H251ZM43 256H46V254L45 255H43ZM114 256V255H113ZM186 256V257H187ZM191 256H193L192 254H191ZM249 255H247V257H248ZM259 256V255H258ZM82 257H81V261H79V264H87V257H85L86 259H82ZM207 257H209V255L207 256ZM207 257H206V259H207ZM76 258V257H75ZM90 258H92V257H90ZM98 258V257H97ZM65 259V258H64ZM93 259V258H92ZM91 259V260H92ZM205 259V258H204ZM203 259V260H204ZM67 260H69L68 258H67ZM73 260V259H72ZM78 260V259H77ZM98 260V259H97ZM105 260V259H104ZM140 260V261H139ZM209 260V259H208ZM211 260V259H210ZM237 260H235L234 258H228L227 259V263H229V264H237V262H236ZM66 262V261H65ZM76 263V262H75ZM105 263V262H104ZM111 263V264H112ZM101 264V263H100ZM107 264H108V262H107ZM110 264V263H109ZM211 264H212V262H211Z\"/></svg>",
    "mask_w": 264,
    "mask_h": 264
},
{
    "label": "clouds",
    "instance_id": "clouds-1",
    "mask_svg": "<svg viewBox=\"0 0 264 264\" xmlns=\"http://www.w3.org/2000/svg\"><path fill=\"white\" fill-rule=\"evenodd\" d=\"M250 11L254 14V17L261 21L259 25H264V0H251ZM107 9L101 6L93 7L89 10L88 16L90 20H94L97 17L106 15ZM116 24L113 22L108 25V31L115 30ZM234 37V36H233ZM75 40L79 42L80 36L77 34ZM237 62L244 65L251 64L254 68L256 64L264 60V43H258L251 37L246 40L243 46L236 49ZM251 85L247 81H241L240 94L243 97L249 95V89ZM198 108H202L206 112L209 111L207 106L198 104ZM171 111L175 116L179 117L185 124L187 119L193 113L189 110L185 101L180 100L178 103H173ZM211 115H205L201 122L195 124L190 131V143L197 149L206 148L217 136L224 132L230 124L228 116L221 115L215 109H212ZM220 233L215 239H209L205 241V249L211 258L224 259L230 255L232 249L243 246L246 241L243 235L238 230H230L229 232Z\"/></svg>",
    "mask_w": 264,
    "mask_h": 264
}]
</instances>
